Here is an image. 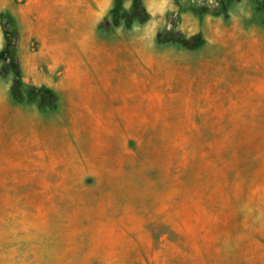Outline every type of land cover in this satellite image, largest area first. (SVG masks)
<instances>
[{"label":"rangeland","instance_id":"1","mask_svg":"<svg viewBox=\"0 0 264 264\" xmlns=\"http://www.w3.org/2000/svg\"><path fill=\"white\" fill-rule=\"evenodd\" d=\"M150 237L264 264V0H0V264Z\"/></svg>","mask_w":264,"mask_h":264},{"label":"crops","instance_id":"2","mask_svg":"<svg viewBox=\"0 0 264 264\" xmlns=\"http://www.w3.org/2000/svg\"><path fill=\"white\" fill-rule=\"evenodd\" d=\"M149 239V241H146L147 245H149L146 248L148 256L146 260L147 262H145V259H140L141 261L143 260L145 264H210L211 262L209 261V259L202 258L203 255L207 257V255L210 256L211 253L206 252L205 254H203L201 252H198L196 254L195 252H192L191 254H189V257H186L181 253V242L178 244V246L171 247V245L168 244V242H166L164 238H162L161 242H158L159 244L155 242L154 237H150ZM139 246V243L135 240H129L124 244V248H122L124 252L127 249H134L135 247L136 249H139ZM117 260L119 264H125V258L123 257V254L121 255V258H118Z\"/></svg>","mask_w":264,"mask_h":264},{"label":"trees","instance_id":"3","mask_svg":"<svg viewBox=\"0 0 264 264\" xmlns=\"http://www.w3.org/2000/svg\"><path fill=\"white\" fill-rule=\"evenodd\" d=\"M140 7V2L136 1L134 6H133V11L138 10ZM148 13H146V16ZM13 66L16 71V80L15 84L13 86V94L15 98L21 99L23 98V91H22V86H23V80L19 72L18 65L16 64L15 59L13 58ZM30 92H34L35 94H38L41 99V108L45 109L48 107H54L57 103V94L53 89L47 88V87H31L29 89Z\"/></svg>","mask_w":264,"mask_h":264}]
</instances>
